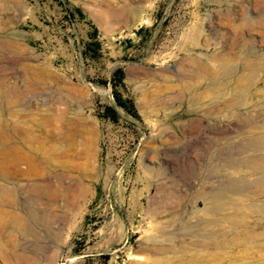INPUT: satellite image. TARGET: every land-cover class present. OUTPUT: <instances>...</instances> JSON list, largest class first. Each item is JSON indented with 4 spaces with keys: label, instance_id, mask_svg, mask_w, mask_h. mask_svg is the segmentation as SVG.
I'll return each instance as SVG.
<instances>
[{
    "label": "rangeland",
    "instance_id": "rangeland-1",
    "mask_svg": "<svg viewBox=\"0 0 264 264\" xmlns=\"http://www.w3.org/2000/svg\"><path fill=\"white\" fill-rule=\"evenodd\" d=\"M263 124L264 0H0V264H264Z\"/></svg>",
    "mask_w": 264,
    "mask_h": 264
},
{
    "label": "bare ground",
    "instance_id": "bare-ground-1",
    "mask_svg": "<svg viewBox=\"0 0 264 264\" xmlns=\"http://www.w3.org/2000/svg\"><path fill=\"white\" fill-rule=\"evenodd\" d=\"M4 142H5V140H4ZM4 142H3V139L0 137V147H1V149H5L6 148L7 152H8V149H9V152H10V150L12 148L10 149V148L5 147L6 145L4 146ZM248 160L250 162H249V165L245 168L244 172H252L255 169L254 165L256 163L264 162V155H260L258 157L256 155H253V156H250V158ZM225 161L227 162V164H226L227 170H231L232 173H234L236 175H239V176L241 175L242 167H240L237 162H234L232 159L225 160ZM227 180H230V179H227ZM259 184L260 183H258L257 185H259ZM234 190H235V179L234 180H230V181H225V182L221 183L218 186L217 189H214V190H212L209 193L210 202L207 203L206 208H207L208 213L210 214V216L208 217L207 220L202 221L200 223V229L198 228L199 230H197V233H198V236H199V238H198L199 241H202L204 239L219 238V237L224 236L226 233H228V227H227V224H226L227 220H226V217H225L226 215H224L223 211H224L225 208H227L228 202L230 201L231 196L235 192ZM249 196H250V198L254 197V195L251 194V193H249ZM7 201L12 202V199L9 197V199L7 198ZM211 216H214V217L209 219ZM233 224H234V226H236L235 221H234Z\"/></svg>",
    "mask_w": 264,
    "mask_h": 264
},
{
    "label": "trees",
    "instance_id": "trees-1",
    "mask_svg": "<svg viewBox=\"0 0 264 264\" xmlns=\"http://www.w3.org/2000/svg\"><path fill=\"white\" fill-rule=\"evenodd\" d=\"M119 73H121V71H119ZM115 98H116L118 105H120L121 107L125 108L128 111H133L134 104L132 101L123 99L118 94H115ZM107 110L108 112L111 113L110 116L113 117L114 120H117L119 118L118 111L115 107H107Z\"/></svg>",
    "mask_w": 264,
    "mask_h": 264
}]
</instances>
